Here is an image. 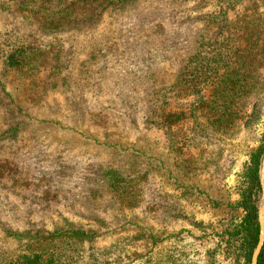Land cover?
Instances as JSON below:
<instances>
[{
  "label": "rangeland",
  "instance_id": "1",
  "mask_svg": "<svg viewBox=\"0 0 264 264\" xmlns=\"http://www.w3.org/2000/svg\"><path fill=\"white\" fill-rule=\"evenodd\" d=\"M27 1L0 0V264L36 249L63 264H246L222 234L240 222L244 170L264 144V0ZM242 27L253 56L237 71L221 59L212 77L208 49L241 46L228 34ZM158 39L177 47L160 72ZM187 51L188 79L202 80L180 86ZM229 89L241 117L214 128L198 104ZM164 111L179 115L170 137Z\"/></svg>",
  "mask_w": 264,
  "mask_h": 264
},
{
  "label": "trees",
  "instance_id": "2",
  "mask_svg": "<svg viewBox=\"0 0 264 264\" xmlns=\"http://www.w3.org/2000/svg\"><path fill=\"white\" fill-rule=\"evenodd\" d=\"M25 3L26 5H29L30 3L27 0H19ZM35 1V0H32ZM224 14V18L227 17V10L222 11V13H212V14H205V20L208 21L209 23L216 22L217 19L220 18V16ZM179 25L181 24L178 21ZM228 24H232L230 21ZM213 37L220 35V32H214L212 33ZM212 35L208 34L212 38ZM238 35V36H237ZM252 33L250 29L243 28L241 29V33H236L229 31L228 34V41H236L241 43V46H231V43H228L226 50L223 52L221 50V47L217 48L215 46H210L208 49V54L212 55V61L207 65V69L205 68L204 71H208L210 75L212 74V77H217L219 74V70L221 68V59L226 62V67H231L233 68V71H237V67L234 66V64H239L240 66L245 65V60H243L244 57L253 56L255 52V39L251 36ZM17 39H20L19 34H16ZM206 36V35H204ZM203 36V37H204ZM217 37V38H218ZM227 41V42H228ZM214 44H217V40L214 41ZM151 45L152 51L155 50L156 53L152 56L156 58L158 56V61H160L159 67L155 69L154 75L157 74V72L163 70V66L161 65L164 61H171L172 58H174V52L176 51L175 47L172 49L170 48V42L165 41V39H158L154 45ZM235 45V44H234ZM249 45L251 46V49L249 48ZM223 47V46H222ZM151 51V52H152ZM188 56V57H187ZM148 62L152 63L153 62V57H147ZM15 55L11 54L8 58V60L5 58L2 64V67L4 66L5 69H11V68H16V65H18L14 62ZM237 59V60H236ZM178 62L180 63L179 66V73H182L185 78L180 79V86H183L184 83H192L195 81V84H198L202 78L200 76H197L193 79H188L187 77V72L186 68L189 67V62H190V56L187 55L183 57V59H179ZM158 65V64H157ZM236 69V70H235ZM158 70V71H157ZM233 71H226L228 73H232ZM179 75V74H178ZM214 79V78H213ZM155 80V79H154ZM152 79V83L154 81ZM186 81V82H185ZM209 84V83H208ZM239 92L241 88L237 89ZM231 90H224L223 92L218 91L216 94V97H221V100L218 98H215L213 101H206L203 100L201 101L200 106H202L203 110V116L205 115L208 117V122L214 127V128H221L223 125L228 124V122H232V119H236L241 117V112L243 110V104L240 102V100H231L229 99V93ZM223 94V95H221ZM163 105L169 104V101H163ZM197 104V103H196ZM202 104V105H201ZM163 105H160L162 108ZM245 108V106H244ZM259 111L258 108H256V112ZM214 115H212V113ZM196 116V115H194ZM179 118L178 114H173L170 112H162V119L161 123L163 126V130L168 134L169 137L172 135V125L173 122ZM199 119V117L197 116ZM196 125L203 124L201 127V131L203 132H209L211 130V127L204 122L200 123L197 119L195 120ZM264 142V140H263ZM264 153V144L260 145L255 151L250 156V160L245 167L244 170V187L241 190V200H240V208L242 210V216L240 218V222L235 225L232 229H226L222 236H225L226 240L228 241H233V242H240V248L244 253L245 259H246V264H251L252 261V255L253 252L257 246L258 240H259V235H260V222H259V208H258V200L261 195V183L259 180V169H260V163L262 159V155ZM108 177L110 179V186L113 187L112 189L117 190V192L122 191L121 186L123 184L124 176L119 173L116 170H110L108 173ZM71 231H68L69 236H83L86 235L88 236V232L79 228H68ZM147 232L146 234L148 235L147 237L149 239L156 238V235L154 234V231L152 227L147 226ZM22 234H30V232H23L20 233L19 231H14L10 232L9 235H12V237H22ZM148 241V240H147ZM152 251V250H151ZM20 259H17L16 264H63L61 260H58L57 257L54 254L48 253L45 249H36L31 251L29 254H24L19 256ZM258 264H264V245L263 248L260 252L259 258H258Z\"/></svg>",
  "mask_w": 264,
  "mask_h": 264
},
{
  "label": "water",
  "instance_id": "3",
  "mask_svg": "<svg viewBox=\"0 0 264 264\" xmlns=\"http://www.w3.org/2000/svg\"><path fill=\"white\" fill-rule=\"evenodd\" d=\"M260 181H261L262 188H263L262 199L264 201V161H263L262 167H261ZM259 222H260V235H259V240H258L257 246L253 252V255H252L251 264H258V258H259L260 252H261L263 245H264V202L261 203V205L259 207Z\"/></svg>",
  "mask_w": 264,
  "mask_h": 264
}]
</instances>
